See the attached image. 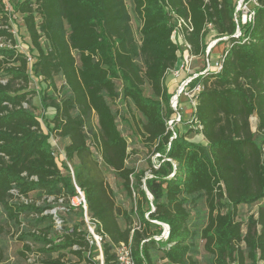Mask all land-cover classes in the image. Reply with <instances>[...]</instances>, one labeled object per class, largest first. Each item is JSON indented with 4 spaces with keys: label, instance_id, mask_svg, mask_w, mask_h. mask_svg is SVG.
Wrapping results in <instances>:
<instances>
[{
    "label": "trees",
    "instance_id": "16d2710c",
    "mask_svg": "<svg viewBox=\"0 0 264 264\" xmlns=\"http://www.w3.org/2000/svg\"><path fill=\"white\" fill-rule=\"evenodd\" d=\"M257 1L252 21L235 38L236 0H130L139 21L136 38L125 0H15L11 11L22 15L30 40L29 65L15 47L0 0V37L9 42L0 47V236L14 226L20 254L39 255L33 264H69L62 260L68 252L77 262L99 264L80 225V208L69 207L75 182L99 222L103 264H116L120 242L130 244L134 264H154L157 252L164 264H198L194 255L200 250L209 264H264V204L245 223L236 219L239 205L264 199V0ZM175 16L189 18L192 29L184 37L193 55L204 54L208 34L230 36L221 70L193 79L203 85L192 121L201 126L205 143L175 126L173 135L167 126L174 110L165 78L178 61L171 40ZM30 74L46 83L40 95L41 108L52 110L46 130L43 112L37 114L32 102ZM117 99L142 117L141 140L157 155L156 163L148 160V174L126 164L127 141L110 105ZM50 132L67 140L63 149L74 179L53 156ZM98 162L113 169L132 196L129 210L115 203ZM12 189L31 201L23 202ZM59 197L69 210L45 212L60 205ZM201 200L206 216L197 228L190 215ZM56 218L63 220L59 228ZM162 224L168 235L156 239ZM55 230L60 241L52 236ZM4 258L0 242V263Z\"/></svg>",
    "mask_w": 264,
    "mask_h": 264
},
{
    "label": "rangeland",
    "instance_id": "374dc122",
    "mask_svg": "<svg viewBox=\"0 0 264 264\" xmlns=\"http://www.w3.org/2000/svg\"><path fill=\"white\" fill-rule=\"evenodd\" d=\"M8 4L11 7V2L15 0H6ZM126 5L128 7V10L131 14V25L132 29L134 31L135 37L138 38V28H139V21L134 17L132 11H131V3L130 0H125ZM22 15L15 13L13 11L10 12V16L8 18V26L9 30L12 32L14 39L16 41L17 49L21 52H24L25 54H29V46H30V40L28 37V34L22 24ZM2 21L0 20V24ZM210 33V32H209ZM207 41H209V34L207 36ZM224 47V42H221L216 48H219L220 46ZM200 56V57H199ZM200 58L203 59V54L196 55L193 64L200 63ZM214 58L216 59V54H211L209 56V61L211 64L214 63ZM204 60V59H203ZM170 72V71H169ZM171 73V72H170ZM29 83L28 88L35 90L34 95L32 96V102L36 106L35 112L37 114L41 115L43 112V116H41V125L46 130V126L48 122H50L52 118V110L46 109L43 110L40 106V95L42 90L46 89V83L38 80L35 76L31 75L29 76ZM184 78V77H183ZM181 78V80L183 79ZM177 80L180 78H176ZM173 76H166V85L169 83L173 86L172 87V94L175 93L178 85L180 84V81L174 85L172 83L173 80H176ZM174 82V81H173ZM176 82V81H175ZM118 86L120 87L119 82H117ZM175 88V89H174ZM143 93L145 95L150 94V88L147 83L143 86ZM181 101V110L184 111V120L180 123H177L175 125V128L179 130L180 133H184L189 137L190 139H194L197 141L206 142L203 135L197 131V125L192 120V109L190 106V103L187 102L186 98L184 96L180 97ZM110 105L113 108V110L116 112V123L117 126L122 133V135L126 138L127 141V152L128 157L126 160V164L129 167L134 168L135 170L144 169L146 174L149 173V164L148 160L150 159L153 163H156L157 155L152 154L150 148L141 140L140 136V128L142 125V117L140 113L135 111L132 108H129L125 105L123 100L117 99L115 101H110ZM183 116V114H182ZM251 128L255 131L256 126V116L253 115L251 117ZM91 129L96 131L97 130V121L95 116L93 115L90 120ZM87 132V141L92 144V137L90 136V131L88 129ZM256 135L255 137H258V132L255 131ZM60 146L63 147L66 143V139H59ZM94 146V145H93ZM66 164H70L72 167L71 162L64 161ZM98 168L100 176L103 178V180L108 184V186L111 189V194L113 196V199L115 203L122 207L129 210L133 206V198L132 196H129L125 189L122 186V181L119 178V176L111 169L110 167L102 164L101 162H98ZM63 169V168H62ZM64 170V169H63ZM260 204H264V199L260 200L259 202L253 203L251 205H239L238 211H237V217L236 219L241 221L242 223L246 222L247 217L256 211L257 207ZM76 208L74 212H78ZM65 218L68 219L67 214L64 215ZM205 216H206V209L204 202L201 200L198 202L195 209L192 210L190 215L191 222L197 223V228H200L205 223ZM73 220H76L78 222V219L76 217V214L74 213L72 215ZM79 217V216H78ZM120 223L122 226H124V221L122 218H120ZM72 224V221L66 220L65 225L70 226ZM82 228H85V225L82 223L80 224ZM18 232H15L14 226H6L5 231L0 236V242L4 246V260L0 264H33L34 262H39L40 257L36 252L28 251L25 255L20 254L22 249V241H20L17 237ZM57 241L61 240L58 238V236H61V232L58 230H55V233L52 235ZM202 241H199V246L201 248ZM34 246L33 248H35ZM88 251H86V254ZM56 256V253L54 254ZM194 257L198 260V264H209L208 263V255L203 250H200L199 254L194 255ZM41 258H44V254H41ZM95 260L99 261V264H101L100 261V255L99 252L94 256ZM65 262H69V264L76 261L77 264H85L84 261L77 262L76 256H74L71 253H66L65 256L62 259ZM154 264H164L165 261L162 259V253L157 252L154 257Z\"/></svg>",
    "mask_w": 264,
    "mask_h": 264
},
{
    "label": "built area",
    "instance_id": "2783aa9c",
    "mask_svg": "<svg viewBox=\"0 0 264 264\" xmlns=\"http://www.w3.org/2000/svg\"><path fill=\"white\" fill-rule=\"evenodd\" d=\"M3 1L5 3V10L8 11V14L10 16L11 7L6 0ZM257 5H258L257 0H236L234 16H233V19L236 23V29L234 33L231 35L232 37L239 38L241 36L240 26L242 24L252 21L255 13V7ZM174 20H175V26L171 33V40L178 45V61L175 67L170 69V72L174 76H176L179 70H184L187 72V75L180 81V84L178 85L175 93L172 94L170 98V106L174 110V113L172 117L167 121V126L169 129L173 131V135H175V132L173 130L174 126L177 123H180L181 121L184 120L181 113L180 97L184 96L187 102L190 103L191 109L194 110L197 96L200 93V91L203 89V85L201 82L194 83L193 79L201 74H208L209 72H218L219 70H221L224 57L227 54V50L231 47V43L229 41V37H230L229 35H221L209 40V42H207L206 44L205 52L203 54L204 60L201 64V67L197 69V71L196 70L194 71L193 59L195 58V55L191 53L190 51L191 46L185 40L184 37V33L186 31H190L192 29V25L189 21V18L175 16ZM208 28L212 30L210 24H208ZM218 41H223L224 47L221 53L219 54V56L214 60V63L211 64L209 61V53L211 48ZM7 45H9L8 40H5L2 37H0V47ZM15 47H17L16 44ZM26 55H27L28 64L30 65V63L33 61V58L28 54ZM23 105L26 106L24 102ZM195 124L197 125L198 129L201 128V126L196 122ZM59 139L60 138L54 132H50L49 140L51 144V152L57 161L59 160L66 161L64 149L63 147L60 146ZM67 166L69 168L72 178L74 179L72 167L70 166V164H67ZM73 184L76 193L69 198V207L80 208L82 212L83 224L85 225L84 229L86 232V238L89 242V245L91 246L94 245V249H96L99 252L100 261L101 264H103V255L101 249L102 235L98 230L99 222L97 219L89 215L84 192L80 189V187L76 185L75 182ZM11 192L16 196H19L20 200H22L25 203L31 201V199L19 195L15 189H12ZM49 199L50 198H48V200ZM58 202L60 204L58 207L50 208L48 210H45V212L55 215L56 209L69 210L68 205L63 203V197H59ZM54 222H55V226L59 228L62 225L63 220L56 218ZM162 227H163V231L160 236H155L156 239L167 237L169 227L166 224H162ZM73 248H76V246L74 245ZM115 262L116 264H134L132 250L129 243L120 242L119 244L116 245Z\"/></svg>",
    "mask_w": 264,
    "mask_h": 264
},
{
    "label": "crops",
    "instance_id": "0c3cea01",
    "mask_svg": "<svg viewBox=\"0 0 264 264\" xmlns=\"http://www.w3.org/2000/svg\"><path fill=\"white\" fill-rule=\"evenodd\" d=\"M213 38H215V35H214V33H210L209 34V40H211V39H213ZM207 42H209V41H207ZM221 42H223V41H218L212 48H211V50H210V53H209V56L213 53V54H216V57H218L219 56V54L221 53V51H222V49H223V45L222 46H220L219 48H216ZM196 56V55H195ZM200 57V56H199ZM194 60V59H193ZM214 60H215V58H214ZM202 62H203V59L202 58H200V63H197V64H193V70L195 71H197V69H199L200 67H201V64H202ZM167 75L168 76H173L175 79L176 78H180V79H176V80H173L172 81V83L174 84V85H176V83L177 82H179L180 80H181V78H183V77H185L186 75H187V72L186 71H184V70H179L178 71V74L176 75V76H174L172 73H170L169 71H168V73H167ZM166 75V76H167ZM176 81V82H175ZM167 86V89H168V91L170 92V93H172L173 91H172V87L171 86H173V85H171V84H167L166 85ZM175 89V88H174ZM181 113L183 114V118H184V111H182L181 110Z\"/></svg>",
    "mask_w": 264,
    "mask_h": 264
}]
</instances>
